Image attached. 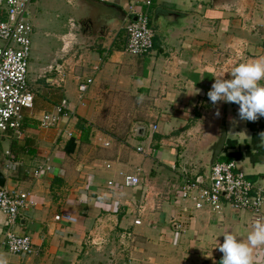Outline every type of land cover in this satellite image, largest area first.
I'll list each match as a JSON object with an SVG mask.
<instances>
[{
    "label": "crops",
    "instance_id": "obj_1",
    "mask_svg": "<svg viewBox=\"0 0 264 264\" xmlns=\"http://www.w3.org/2000/svg\"><path fill=\"white\" fill-rule=\"evenodd\" d=\"M114 6L132 17L145 5L30 0V37L44 32L52 13L68 15L55 20V43L45 38L29 69L33 107L23 113V135L7 137L0 157L5 188L29 202L13 228L30 236L28 254L7 251L0 212V256L8 264H220L214 238L222 243L225 230L241 238L251 230L249 211L224 200L219 210L194 204L210 181L208 147L220 119L218 157L233 161L264 198V117L240 120L238 105L212 104L206 95L215 77L264 59V0H151L153 45L140 56L123 52L125 20ZM88 78L80 99L77 85ZM61 100L69 115L41 127V116L54 115ZM122 174H137L139 184L122 186ZM263 260L264 245L256 246L253 264Z\"/></svg>",
    "mask_w": 264,
    "mask_h": 264
},
{
    "label": "built area",
    "instance_id": "obj_2",
    "mask_svg": "<svg viewBox=\"0 0 264 264\" xmlns=\"http://www.w3.org/2000/svg\"><path fill=\"white\" fill-rule=\"evenodd\" d=\"M30 0H0V134L7 137L20 138L23 135V113L33 107V91L27 83L30 33L32 25L28 17ZM151 0H143L149 6ZM136 19L129 20L124 27L125 45L123 52L132 56L148 53L153 45V31L149 26L148 14L142 10L134 12ZM3 18V19H1ZM91 80L77 85L79 98L86 90ZM69 115L66 101L61 100L54 115L44 113L39 119L41 127L53 125L60 115ZM156 126H152L155 130ZM142 151L141 147H136ZM209 184L201 186L195 196V208L204 204L211 210H219L221 200L226 201L239 211L251 213V223L263 217L264 198L259 189L249 181L244 174L236 169L233 161H217L210 169ZM121 185L133 187L139 184L137 174H122ZM187 188L198 186L194 182H186ZM108 185L112 182L108 181ZM184 195L186 188L183 187ZM27 194L15 190L0 188V212L6 216L7 228L3 234V244L8 252L13 254H28L31 252V238L19 235L13 231L16 218L22 208L28 206ZM65 220H73L63 215ZM135 224L139 220H134ZM264 264V260L262 262Z\"/></svg>",
    "mask_w": 264,
    "mask_h": 264
},
{
    "label": "clouds",
    "instance_id": "obj_3",
    "mask_svg": "<svg viewBox=\"0 0 264 264\" xmlns=\"http://www.w3.org/2000/svg\"><path fill=\"white\" fill-rule=\"evenodd\" d=\"M227 74L228 78L213 79L206 93L212 104L222 101L238 105L237 116L243 121L264 117V84L261 83L264 59L238 63ZM216 115H219L218 110ZM220 235L223 236L222 243L217 240L218 236L214 238V248L222 253L220 264H253V249L264 245V218H257L243 238L232 230H225ZM0 264H8L7 259L0 256Z\"/></svg>",
    "mask_w": 264,
    "mask_h": 264
},
{
    "label": "rangeland",
    "instance_id": "obj_4",
    "mask_svg": "<svg viewBox=\"0 0 264 264\" xmlns=\"http://www.w3.org/2000/svg\"><path fill=\"white\" fill-rule=\"evenodd\" d=\"M63 4L65 7H68L67 3L63 2ZM147 8L148 7L142 6V9L145 13H147ZM52 14H53L52 16L49 15V19H50V22H52V21L53 22L50 23V25H48L44 29V32L39 33L38 36H35V34H33L32 35L33 37L32 36L30 37L29 61H28L29 63H28V72H27V83H28L30 88L32 87L33 83L31 82V79H30L31 74H28V73H29V69L33 68V64L37 63V59L39 56L38 51H39L40 47L44 46V41L46 42L45 38L51 39L53 34L56 33L60 29V26L56 25L55 20H60V24H62L61 22L64 21L66 19V16L68 15L66 13L67 15H65V16H63V14H61L58 17H55V15H54L55 13H52ZM1 19H3V18H1ZM45 33H47V34L45 35ZM30 35H31V33H30ZM52 41H53V43H55V40H52ZM37 44H39V45H37ZM49 44L51 46H49L48 51H52V53H53L56 49V44H51V43H49ZM119 114L117 116H119ZM124 119H125L124 121L127 120L126 117H124ZM7 148H8V138L5 134H0V157L4 156V152ZM216 160L217 161H227V160L222 159L220 157H217Z\"/></svg>",
    "mask_w": 264,
    "mask_h": 264
},
{
    "label": "water",
    "instance_id": "obj_5",
    "mask_svg": "<svg viewBox=\"0 0 264 264\" xmlns=\"http://www.w3.org/2000/svg\"><path fill=\"white\" fill-rule=\"evenodd\" d=\"M114 9H116L118 21L121 22L123 19L125 20L124 27L130 19L131 20L136 19L134 15L132 17H126V13L121 8H117L116 6H114ZM87 23L89 24V26H92V19H89ZM142 129L143 128L140 126L136 127L135 134H141ZM224 140H225V127L223 120L220 119L217 134L215 135L213 142L208 147V154H209V158L207 162L208 168L211 169L212 164L215 162L216 158L218 157L220 151L222 150ZM4 164H5V160L4 159L0 160V166ZM197 181L201 182V177H198ZM0 188H5V176L3 175L1 169H0Z\"/></svg>",
    "mask_w": 264,
    "mask_h": 264
},
{
    "label": "trees",
    "instance_id": "obj_6",
    "mask_svg": "<svg viewBox=\"0 0 264 264\" xmlns=\"http://www.w3.org/2000/svg\"><path fill=\"white\" fill-rule=\"evenodd\" d=\"M189 183L194 182V179L192 181L188 180Z\"/></svg>",
    "mask_w": 264,
    "mask_h": 264
}]
</instances>
